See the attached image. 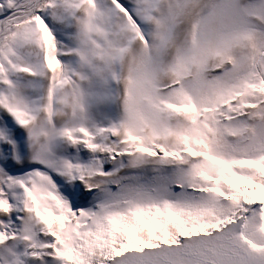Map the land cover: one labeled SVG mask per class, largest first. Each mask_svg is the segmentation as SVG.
Returning <instances> with one entry per match:
<instances>
[{"label": "snow or ice", "instance_id": "snow-or-ice-1", "mask_svg": "<svg viewBox=\"0 0 264 264\" xmlns=\"http://www.w3.org/2000/svg\"><path fill=\"white\" fill-rule=\"evenodd\" d=\"M0 264H264V0H0Z\"/></svg>", "mask_w": 264, "mask_h": 264}]
</instances>
